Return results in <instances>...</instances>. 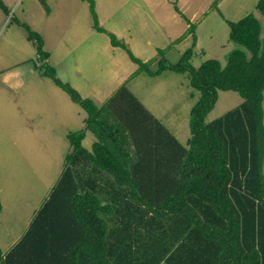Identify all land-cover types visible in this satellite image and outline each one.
Masks as SVG:
<instances>
[{"label":"trees","instance_id":"obj_1","mask_svg":"<svg viewBox=\"0 0 264 264\" xmlns=\"http://www.w3.org/2000/svg\"><path fill=\"white\" fill-rule=\"evenodd\" d=\"M87 2L93 27L124 48L137 71L187 72L189 85L199 91L189 111L190 135L179 142L125 84L97 105L46 64L43 74L87 116L83 127L67 133L69 148L56 179L22 235L0 248V264H264L260 21L251 12L227 20L229 38L240 47L229 51L224 65L209 57L194 66L192 34L175 62L157 49L152 69L99 24L94 0ZM0 7L7 10L2 0ZM256 7L264 16V0ZM23 25L43 58L40 34ZM220 89L237 91L242 101L205 121ZM88 129L96 135L90 151L81 143ZM97 173L110 177L111 192L89 185Z\"/></svg>","mask_w":264,"mask_h":264},{"label":"crops","instance_id":"obj_2","mask_svg":"<svg viewBox=\"0 0 264 264\" xmlns=\"http://www.w3.org/2000/svg\"><path fill=\"white\" fill-rule=\"evenodd\" d=\"M85 1L88 4L87 0L79 1V5L83 9L85 8ZM122 1L123 5H121L122 8L120 7V10L123 12L124 19L119 20L117 23L115 22L118 12L116 10L109 17L111 19L110 24L106 25L99 16V13H97L99 24L109 31L115 33L117 38L122 41L137 57L144 61H148L150 68L154 69L157 66V59L160 57V55L157 54V49H162L163 53H165V56H171L174 51L175 53L181 55L180 46L186 43H190L188 45L190 46L193 42L192 34L195 36L194 43L192 45V52L193 48L200 43V39L197 34L198 24H195L194 21H197V18L205 14L210 6H208V8L204 10L202 14L196 17L197 5L195 2L190 0ZM94 2L97 8L96 0H94ZM211 2L212 0L209 2V4H211ZM174 5L178 7L179 11L175 9ZM218 5L219 2L216 4L217 8ZM54 6L55 4H49L46 13L50 14V16H52L54 19L60 20L61 15H52ZM185 17L194 24L193 31L191 32L188 30L189 23ZM227 20L228 19H226V21ZM23 24H27L30 29L36 32L39 31L38 33L42 38L41 48L47 53L43 58L39 57L36 52L35 43L33 40H31L34 44L36 57L42 61V64H39L40 75L37 78H40V76L49 77L42 72V68L46 64H49L56 70L59 78L70 83L83 97H89L95 104L100 105L120 86V84L115 87L113 91L111 90L109 92H104V88L101 89L95 85L93 88L90 87V89L87 88V86L89 84H93L95 75L102 79L103 77H101V75H105L106 69H113V78L117 79L118 74L121 75V83L125 84L126 86L128 84V89L133 93V90L129 88V84L132 81V76H136L143 71H137V63L129 58L124 48L118 45H112L108 35L105 32L98 31L93 27V20L91 22L92 28L90 26L88 28L89 31H87L85 35L86 38L89 37L88 40L79 44H77V42L60 44L59 48L52 49L49 48L44 42L45 35L47 39V34L44 33L43 28H37V31L33 29L31 24L28 22H24L22 25ZM50 31L55 32V35H58L60 27H53ZM211 36L212 33L208 36V38L210 39ZM236 47H240V45L235 46L234 48ZM54 54H56L58 60L52 61L50 63V58ZM103 54L106 55L108 60L104 64H101L100 60ZM190 61L192 63L191 58ZM220 64L222 65V63ZM39 69L33 68V71L36 72ZM59 69H63L64 73L72 69L75 74H78V69H83L85 76L81 80L76 81L74 79V75L70 76L69 78L62 76L59 72ZM85 69H89L91 75L86 74ZM160 74H148V76H158ZM49 78L51 80V84L47 81L42 82L40 81L41 79H32L31 83L26 85L24 79L21 78L19 69H0V91L3 93L5 91L6 93L9 92L8 99L10 100L9 102H12L10 104V109L17 112L18 118L21 117V120L19 121L24 122L20 125H17L16 122L14 124V130H23L21 133L23 135V143L27 145L13 150H10V148L7 147L0 148V182L1 180L6 182L10 176H13L14 179L15 174L19 175L20 180H29L31 177L30 171L33 173L32 177L34 180L38 181L37 172H39V170H54V165L56 162V166L58 167L57 169L59 170L56 176L51 177L49 186H47V189H49L62 167L65 153L69 148L67 133L72 130H77L83 127L85 124L87 113L84 108L81 107L77 102L76 103L80 106V108L75 107V105L71 104L65 97H63L64 102H61V97H57V95H61V91L59 90L58 85L53 82L51 77ZM136 84L137 83H135V85ZM136 88L140 90V87L136 86ZM137 99L160 123H162L169 130V132L173 134V136L179 142L181 141V137L188 138L189 135H187L185 132L187 131V126L189 127V117L185 123H181L176 119H168L163 114L160 116L153 113L145 101L139 99L138 97ZM194 99L196 100L197 96ZM27 105L28 108L26 107ZM151 105L155 106L157 103L153 102ZM192 105L193 102H190L187 105L189 107V111ZM156 109V112H160L158 106H156ZM167 119L171 123V126L165 122ZM59 126H61V130L57 128ZM95 140L96 135L88 129L86 130L81 143L87 149V151H90L92 143ZM49 153L51 154V161L48 157ZM29 154L36 155L34 158H32ZM53 154L55 155L54 159ZM22 155H24V158ZM90 165L91 163L84 164L86 167ZM263 167L264 157L262 161V170L264 173ZM10 169L16 171L10 172ZM88 169H91V167ZM90 180L91 182L89 185H92L93 183L94 189L97 193L98 190H100V193L101 191L103 193H109L113 189L109 176H101V174L97 173V175L93 174ZM47 191L48 190H45V192L41 194V199H43ZM1 192L2 187L0 185V210L3 207V197ZM0 248L5 250L1 246Z\"/></svg>","mask_w":264,"mask_h":264},{"label":"rangeland","instance_id":"obj_3","mask_svg":"<svg viewBox=\"0 0 264 264\" xmlns=\"http://www.w3.org/2000/svg\"><path fill=\"white\" fill-rule=\"evenodd\" d=\"M79 1L80 0H46L48 7L49 4H55L52 15H61L60 20H57L46 13L48 9H46V5L40 0H2L7 10L0 7V69H19L21 78L24 79L26 85L30 84L32 79H41L40 81H47L51 84L49 77L40 76V78H37L40 75L39 64H42V61L36 57L34 44L31 40L26 38L27 31L22 23L28 22L35 30H37V28H43L44 33L47 34V39L45 35L44 42L51 49L59 48L60 44L74 42H77V44L82 43L89 39V37L86 38L85 35L87 31H89L88 28L91 26L92 20L88 10L89 4L85 1V8L83 9L79 5ZM190 1L195 2L197 5L196 17L210 6L205 14L197 18V21H194L195 24H198L197 34L200 39V43L193 48L192 52L191 59L194 66L208 57H216L223 65L226 61L227 52L231 48L238 46V44L228 36L229 25L226 19L237 21L247 13H253L260 21V37L264 39V16L256 7L257 0H216L215 4H212L214 0H212L211 4H209L211 0ZM218 2L219 5L217 8L216 4ZM96 5L97 8L96 6L95 8L97 10H95L99 13L104 24H110L111 19L109 17L116 10L118 12L115 22L117 23L119 20L124 19L123 12L120 10L121 5H123L122 0H96ZM53 27H60L58 35L50 31ZM211 33L212 36L209 39L208 36ZM189 44L186 43L180 46L181 54L189 47ZM247 54L249 55V52ZM162 55L171 62H175L180 56L175 53V51L171 56H165V53H162ZM57 60L58 57L54 54L50 58V63ZM107 60L106 55L103 54L100 63L104 64ZM33 68L39 70L35 72ZM59 72L62 76L67 78L74 75L76 81L81 80L85 76L83 69H78V74H75L72 69L68 70L66 73H64L63 69H59ZM85 72L91 75L89 69H85ZM160 73L158 76H148V74L143 71L136 76H132L129 88L133 90V93L139 99L147 103V106L151 108L153 113L160 116L163 114L168 119H176L181 123L187 122V118L189 117V107L187 105L190 102H195L194 98L196 96L198 97L199 91L188 84L187 72L178 73L166 68ZM113 75V69H106L105 75H101L103 78L100 79L95 75L93 84H89L87 88H93L95 85L101 89L104 88V92L113 91L119 84H123L120 79L121 75L118 74L117 79H114ZM135 83L137 84L135 85ZM136 86L140 87V90H138ZM58 88L61 91V95H57V97H61V102H64L63 97H65L71 104L75 105V107L80 108L76 102H73L69 98L70 96H68L63 89L59 86ZM5 93L6 91L4 93L0 91V148L7 147L13 150L27 146L23 143V135L21 134L23 130H14V124L16 122L17 125L24 122L19 121L21 117L18 118L17 112L10 109V104L12 102H9L10 100L8 99L9 92ZM241 101V95L235 90H218L217 99L212 109L206 114L204 118L205 121L211 120L223 114L225 111L238 106ZM153 102H156L157 105H151ZM156 106H158L160 112H156ZM262 106L264 122V89ZM26 107L28 108V105ZM168 119L165 122L171 126ZM57 128L61 130V126ZM185 133L190 135L188 126ZM186 139L187 137H181L180 142L185 144ZM29 155L34 158L36 154ZM22 156L24 158V155ZM48 157L51 161L50 153ZM54 157L55 155L53 154V159ZM54 166L55 169L52 171L39 170V172H37L38 181L34 180L31 171L29 180H20L17 174H15L14 179L13 176L9 175L10 178H8L6 182L1 180L0 185L2 187L3 207L0 210V246L3 249L8 248L25 231L26 225L33 215V209L36 208L42 200L41 194H43L45 190H48L47 186H49L51 177L56 176L59 170L57 169L56 162ZM15 171L10 169V172Z\"/></svg>","mask_w":264,"mask_h":264}]
</instances>
